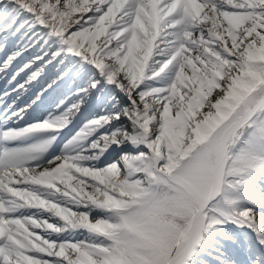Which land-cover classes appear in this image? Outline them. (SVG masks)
<instances>
[{
  "label": "snow or ice",
  "instance_id": "snow-or-ice-1",
  "mask_svg": "<svg viewBox=\"0 0 264 264\" xmlns=\"http://www.w3.org/2000/svg\"><path fill=\"white\" fill-rule=\"evenodd\" d=\"M0 264H264V0H0Z\"/></svg>",
  "mask_w": 264,
  "mask_h": 264
}]
</instances>
